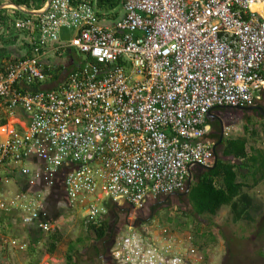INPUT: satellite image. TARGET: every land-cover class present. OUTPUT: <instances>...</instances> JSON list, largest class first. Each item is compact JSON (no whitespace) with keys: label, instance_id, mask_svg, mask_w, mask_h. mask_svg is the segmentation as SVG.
I'll use <instances>...</instances> for the list:
<instances>
[{"label":"built area","instance_id":"obj_1","mask_svg":"<svg viewBox=\"0 0 264 264\" xmlns=\"http://www.w3.org/2000/svg\"><path fill=\"white\" fill-rule=\"evenodd\" d=\"M121 8L112 27L94 5L71 0L13 22L32 55L0 59V108L27 116L20 129L0 125V183L10 187L0 209L51 231L60 179L58 205L79 208L86 226L131 214L95 264H203L191 234L154 223L152 208L184 192L195 167L212 165L209 112L264 103V0H121ZM64 28L73 31L65 47L85 60L60 86L26 90L53 78L39 56ZM232 130L222 125L221 138ZM102 196L110 207L98 204Z\"/></svg>","mask_w":264,"mask_h":264},{"label":"trees","instance_id":"obj_2","mask_svg":"<svg viewBox=\"0 0 264 264\" xmlns=\"http://www.w3.org/2000/svg\"><path fill=\"white\" fill-rule=\"evenodd\" d=\"M46 1L47 0H0V4L8 2L18 7H22L27 11H33L41 9ZM80 2H87L94 5L99 18L105 12H112L117 15V10L121 6V0H71L72 4ZM5 10V8L0 9V38H3L2 40L6 41V43H15L16 40L22 41V39L25 40L28 34L16 29L9 34L10 39H7V32L12 29V22L9 21L11 19L13 21L15 19H22L25 15H31L20 9L10 8L9 12L11 14L6 13ZM32 41L35 42L34 40ZM28 42V39L22 42L25 54L20 59H25L32 55V48ZM9 60L17 61L18 59L11 56ZM44 68L53 74V80L57 79V71L55 72L53 69L46 66H44ZM43 88H47V86L42 83H37L29 85L25 89L36 91ZM217 110L229 111L234 109L215 108L212 112ZM237 111L245 120L243 124L245 134H250L252 137L255 136L259 123H249L246 119L249 117L246 115L247 112L240 110ZM258 116L263 119L262 126L264 129V117L260 112L258 113ZM206 121L212 127V133L210 136L215 140V143H217L215 147L216 161L212 166L206 168L195 167L191 172L190 186L185 194V198L190 206V214H207L214 216L222 207H228L232 222L237 223L239 221H246L253 225L254 232H251L247 237L233 232L228 233L223 230L224 227L219 225L216 226L219 235L223 238L226 244V253L221 264H264V250L262 248H254L252 251H247V249H245L246 247H249L251 243L255 244L259 239H264V211L261 212V203L257 202V199L249 193V190L254 189L264 181V150H257L250 147L253 152L251 155H248V138L246 136H239L226 141H222L223 139H221V141L218 142L220 140V131L222 127L220 119L214 117L207 118ZM63 199L64 195L59 179L54 187L53 194L49 198V220L52 222L58 221L61 216L62 209L57 207V202ZM155 207L156 206H153L152 212L155 210ZM252 211L259 213L258 218L252 214ZM1 217L3 220L2 222L6 221L8 222V226L11 225L13 216L3 214ZM117 218V212L112 211L110 217L107 220L102 221L100 224H88L87 230L93 234L95 240H105L106 238L115 235L116 231H112V224L117 223ZM177 224L182 228L183 223L181 221L179 223L177 222ZM9 227L6 228L8 229ZM27 230L29 232L28 249L30 250V253L33 254L38 243L43 239L44 233L38 230ZM46 234L47 237L44 243V249L36 250L37 258H35L34 261H31V263H37V261L40 260L41 255L44 253L52 255L57 250L60 242V234L57 229L55 228L54 230L48 231ZM239 236L241 240L238 239ZM196 237L200 240L202 245L204 244L203 246L197 243L199 241ZM215 240L216 237L209 228L205 232L198 229L197 233L192 236L193 244L198 246L201 251L202 248L205 249L207 244ZM91 248L92 251L88 255L89 261L80 263L77 255V246L74 243H69L65 254L64 264H93L94 261L99 260L102 253H100L101 249L99 248L94 246H91ZM103 249L105 251L107 248L104 247ZM202 256L205 261L207 256L205 250L202 252Z\"/></svg>","mask_w":264,"mask_h":264},{"label":"rangeland","instance_id":"obj_3","mask_svg":"<svg viewBox=\"0 0 264 264\" xmlns=\"http://www.w3.org/2000/svg\"><path fill=\"white\" fill-rule=\"evenodd\" d=\"M6 13L11 14L10 12L6 11ZM28 16V15H27ZM26 15L24 18L27 17ZM15 21V20H14ZM12 19L9 22H12V31L13 29V22ZM11 32H7V39L9 38V34ZM64 34L66 38L71 39L73 35V31L69 29H65ZM3 38H0L2 40ZM6 41L2 40L0 41V45H5ZM71 55L74 60V64L70 66H75L77 64H80L82 60H84V54L79 52L75 48H71ZM215 117H218L222 123V125H232L233 130L230 135V138H236L239 136H246L248 138V144L247 148L250 150V147H253L257 150H264V129L262 126L263 119L253 113L252 111H248L246 115L249 117L246 118L249 123H259V127L257 129V133L255 136H250V134H245L243 124L245 120L242 118V116L238 113L237 110H229V111H215L213 112ZM228 139H223L222 141H226ZM5 185L1 182L0 183V189L4 188ZM253 195L257 199V202L261 203V212L264 211V181L260 183L257 188L253 191ZM99 205L107 204L109 207L111 206L110 200L102 196V198L98 201ZM153 205V204H152ZM61 216L59 217L58 221H56V229L60 234V242L57 247V250L54 254L50 255L47 253H44L41 255L39 264H64L65 263V254L68 248L69 243H74L77 246L78 249V257L80 263L89 261L88 255L91 253L92 248L91 246H94L96 248L101 249L100 253L104 255L107 252V249L109 248L111 237L106 238L105 240H95L93 234L87 230L85 227V222L82 218V211L79 208H66L61 207ZM157 211L152 216V219L155 220L154 223L156 224H167L174 227H177L180 221L182 224V230L188 232L192 236H194L197 233V230L201 229V231L205 232L210 229L212 233L215 235L216 240L210 242L206 245L205 249L202 248V252H207L206 260H203V264H221L223 257L226 253V244L223 240V238L219 235L216 226H222L224 227L223 230L227 231L228 233L233 232L238 235H245L249 236L251 232H254V227L250 223L246 221H239L237 223L232 222L231 217L229 215V209L228 207H222L216 215L211 216L207 214H190V206L185 198L184 195L180 197H168L167 199L160 200L155 210ZM154 210V211H155ZM153 211V212H154ZM259 211V210H258ZM257 211V212H258ZM120 214H118L117 223L112 224V231H118V229L122 226V223L129 217V215L122 214V211H118ZM4 213V212H2ZM139 216L143 215V213H137ZM150 214L148 211L144 213V216ZM252 214L258 218L259 213H255L252 211ZM9 215V214H7ZM20 220H16L12 218L11 225H9L8 229V235L9 238L15 239L18 243L21 241H24V239H27V229H25L24 225L20 223ZM5 224V223H3ZM8 224V222H6ZM43 239L38 243L37 245V251L44 249V243L46 241L47 235H43ZM197 239V237H196ZM240 239V236L238 237ZM28 245H29V238ZM199 244L202 245L199 239H197ZM241 240V239H240ZM204 245V244H203ZM202 245V246H203ZM200 246V245H199ZM104 247L107 249L104 251ZM16 248L14 246H11V249ZM254 248H262L264 250V239H259L255 244L251 243L249 247H246L247 251H252ZM204 249V250H203ZM27 250V249H26ZM105 252V253H104ZM36 257H37V253ZM24 257L26 259V256L24 254ZM32 258H34L32 256ZM25 259L22 261L24 262ZM98 260L94 261L93 264L97 263ZM90 264V263H89Z\"/></svg>","mask_w":264,"mask_h":264},{"label":"crops","instance_id":"obj_4","mask_svg":"<svg viewBox=\"0 0 264 264\" xmlns=\"http://www.w3.org/2000/svg\"><path fill=\"white\" fill-rule=\"evenodd\" d=\"M117 11H118L117 15H115L112 12H105L100 17V20L106 26H110V27L114 26L122 15L121 6L119 7ZM64 30L65 29L61 30L60 32L59 40L49 45L45 49V51H43L41 54V58H40L41 63L44 66L53 69L55 72L57 71L58 73L57 74L58 77L56 80L51 79L44 83L45 86H47V88L60 86V84H62L64 81V76H66V74L70 72L71 70L78 68L83 63V60H82L80 64H77L75 66H70L74 64V60L71 55V49L68 47H65L69 38H66L63 32ZM23 49L24 48L22 46V42L17 44V46L14 44L13 45H9V44L0 45V57L6 59L11 56L12 57L13 56L15 57L17 55L20 56V54L24 53ZM84 59H85V55H84ZM26 122H27V116L21 110H16L14 114L8 115L0 108V123H1L0 125L13 124L14 126L20 129L26 125ZM247 152H248V155H251L253 151L251 150V148L250 150H248L247 148ZM7 188L10 189L9 186ZM256 188L257 186L254 189L249 190V193L252 196H254L253 191ZM3 214L4 213L0 211V264H39V261H37V263H31V261H34L35 258H37L35 254L37 252L36 251L37 249L34 250L35 252L33 254H31L28 247L26 248L27 250L24 249L20 251L17 248L11 249L10 244H8L7 242H3V239H6V240L9 239V235H8L9 229L6 228L8 227V225L3 224V223H6V221L2 222L3 220L1 216H3ZM27 239H24V240L28 244ZM24 254L26 256V259L24 257ZM32 256L34 258H32ZM24 259L25 261L22 262Z\"/></svg>","mask_w":264,"mask_h":264},{"label":"clouds","instance_id":"obj_5","mask_svg":"<svg viewBox=\"0 0 264 264\" xmlns=\"http://www.w3.org/2000/svg\"><path fill=\"white\" fill-rule=\"evenodd\" d=\"M4 4V6L3 7H1L0 9H2V8H5L8 12H9V9L10 8H12V7H15L14 6V4H9L8 2H3V3H1L0 5H3ZM45 5V7L42 9V10H33V11H31V12H35V13H37V12H42V11H44V10H46L47 9V1H46V3L44 4ZM15 8H17V9H20V10H23V11H26V13L27 14H29V15H32V14H34V13H29L30 11H27V10H25L24 8L22 9V7H15ZM5 10V11H6ZM14 29V28H13ZM15 30V29H14ZM11 31H12V29H11ZM11 31H8V32H11ZM24 41V39L22 40V41H19V40H16V42L15 43H6V44H9V45H16L17 46V44H19V43H21V42H23ZM69 48V47H68ZM71 49V48H70ZM45 51V50H44ZM43 52V51H42ZM24 54L25 53H22V54H20V56H15L17 59H20L21 57H23L24 56ZM42 54V53H41ZM41 54H40V56H39V62L41 63ZM31 57V56H30ZM10 58V57H9ZM9 58H6V59H9ZM0 59H4V58H2V57H0ZM85 60V59H84ZM42 64V63H41ZM43 65V64H42ZM53 79V78H52ZM64 79H65V76H64ZM45 83V82H44ZM44 83H42V84H44ZM52 88H54V87H52ZM234 110H236V109H234ZM245 112H248V111H245ZM221 129H222V127H221ZM221 132V131H220ZM220 137H221V134H220ZM222 139V138H221ZM217 144V143H216ZM215 157V156H214ZM213 164V163H212ZM212 166V165H211ZM191 177V176H190ZM189 177V178H190ZM186 187H187V185H186ZM7 188V186H5L4 188H2V189H0V195L5 191L4 189H6ZM185 191H186V189H185ZM185 191L184 192H182V193H185ZM185 196V195H184ZM61 201V200H60ZM59 202V201H58ZM58 202H57V207H59V208H61V207H66V208H71V207H68V206H60V205H58ZM75 208H77V207H73L72 209H75ZM62 209V208H61ZM48 210H49V206H48ZM0 211L1 212H4V214L5 215H7V214H9V215H11V216H13L12 218H14V219H16V217L14 216V214H11V213H7V212H5V211H3V210H1L0 209ZM82 218H83V216H82ZM48 219H50V211H49V217H48ZM16 220H19V219H16ZM50 222H51V224L53 225V229L52 230H54L55 228H56V222H52L51 220H49ZM83 221H84V219H83ZM20 223H22V222H20ZM23 224V223H22ZM24 225V224H23ZM25 226V225H24ZM25 229H29V230H31V231H33L34 229H31V228H28V227H24ZM86 228H87V226H86ZM38 231H41V230H38ZM41 232H43L44 233V235H47L46 233H48V232H44V231H41ZM29 234V232H28V230H27V235ZM27 238H28V236H27ZM9 239H13V238H9ZM8 239V240H9ZM17 242V241H16ZM18 243V242H17ZM20 243H25L26 244V246H25V248L24 249H26L27 247H28V244L26 243V241L24 240V241H21ZM12 246V245H11ZM15 247V246H14ZM17 248V247H16ZM18 249V248H17ZM23 249V250H24ZM18 250H20V249H18ZM20 251H22V250H20Z\"/></svg>","mask_w":264,"mask_h":264},{"label":"water","instance_id":"obj_6","mask_svg":"<svg viewBox=\"0 0 264 264\" xmlns=\"http://www.w3.org/2000/svg\"><path fill=\"white\" fill-rule=\"evenodd\" d=\"M50 1L51 0H47V5H49ZM9 4H11V3H9ZM3 6H4V4L3 5H0V8L3 7ZM14 6L15 7H18L16 5H14ZM29 13H35V12H31L30 11ZM254 109H257L262 115H264V108L262 106H252V107H239V108H236V110H240V111H251V110H254ZM214 117H215V115H214L213 112H209V114L207 115V118H214ZM220 141H221V137H220V140L218 142H220ZM215 161H216V155L214 157L213 163H215ZM190 182H191V178H188V180H187V187H186V191H185L184 194L187 193V191L189 189V186H190Z\"/></svg>","mask_w":264,"mask_h":264},{"label":"flooded vegetation","instance_id":"obj_7","mask_svg":"<svg viewBox=\"0 0 264 264\" xmlns=\"http://www.w3.org/2000/svg\"><path fill=\"white\" fill-rule=\"evenodd\" d=\"M254 106H262L263 108H264V103H262V104H257V105H254ZM253 113H255L256 115H258V110L257 109H254V110H251ZM258 112V113H257ZM263 117H264V115H263ZM182 195H185L184 193H175L174 195H172V196H174V197H180V196H182Z\"/></svg>","mask_w":264,"mask_h":264}]
</instances>
